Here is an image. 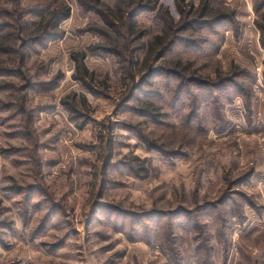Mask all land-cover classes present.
Returning a JSON list of instances; mask_svg holds the SVG:
<instances>
[{
	"label": "rangeland",
	"instance_id": "1",
	"mask_svg": "<svg viewBox=\"0 0 264 264\" xmlns=\"http://www.w3.org/2000/svg\"><path fill=\"white\" fill-rule=\"evenodd\" d=\"M263 1L0 0V264H264Z\"/></svg>",
	"mask_w": 264,
	"mask_h": 264
},
{
	"label": "trees",
	"instance_id": "2",
	"mask_svg": "<svg viewBox=\"0 0 264 264\" xmlns=\"http://www.w3.org/2000/svg\"><path fill=\"white\" fill-rule=\"evenodd\" d=\"M263 8H264V1L261 7L256 6V11L261 12ZM139 12L140 10L138 11V13ZM69 16H70V7L68 5H62L60 8L51 11L49 18L44 23L42 21L39 24V28H36V30L31 34H34V38H39L44 36H48V38H55L58 36L57 28L59 26V23L64 19L68 18ZM167 18H169L167 19L168 23L172 25L174 23L172 17L168 16ZM40 25H42V27H40ZM257 25L261 30V42L264 45V13L260 17V21L257 22ZM48 28H50V31H48ZM42 29L43 31H41ZM155 40L160 42L162 40V35H158ZM166 51H167L166 46L165 47L163 46L162 48L160 47L159 49H153L154 54L156 53L155 56H157L158 54H161V56H163V53H166Z\"/></svg>",
	"mask_w": 264,
	"mask_h": 264
}]
</instances>
